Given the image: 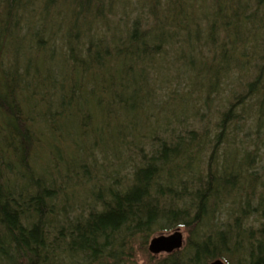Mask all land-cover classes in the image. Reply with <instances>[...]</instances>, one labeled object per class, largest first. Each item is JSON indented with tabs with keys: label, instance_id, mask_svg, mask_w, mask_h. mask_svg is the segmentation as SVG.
I'll return each instance as SVG.
<instances>
[{
	"label": "trees",
	"instance_id": "trees-1",
	"mask_svg": "<svg viewBox=\"0 0 264 264\" xmlns=\"http://www.w3.org/2000/svg\"><path fill=\"white\" fill-rule=\"evenodd\" d=\"M217 258L264 264V0H0V264Z\"/></svg>",
	"mask_w": 264,
	"mask_h": 264
},
{
	"label": "water",
	"instance_id": "water-1",
	"mask_svg": "<svg viewBox=\"0 0 264 264\" xmlns=\"http://www.w3.org/2000/svg\"><path fill=\"white\" fill-rule=\"evenodd\" d=\"M185 244V237L179 228H174L168 232L158 233L152 236L147 244V250L153 254H170L180 250ZM208 264H225L221 259L217 258Z\"/></svg>",
	"mask_w": 264,
	"mask_h": 264
},
{
	"label": "rangeland",
	"instance_id": "rangeland-1",
	"mask_svg": "<svg viewBox=\"0 0 264 264\" xmlns=\"http://www.w3.org/2000/svg\"><path fill=\"white\" fill-rule=\"evenodd\" d=\"M260 34H261L260 30L257 29V31H255V35H260ZM181 231L183 232L184 237H186L185 231L183 229H181ZM134 249H135V252H136L135 254L137 256H140L139 249H138V242L135 243ZM138 259L140 260V257H138Z\"/></svg>",
	"mask_w": 264,
	"mask_h": 264
}]
</instances>
